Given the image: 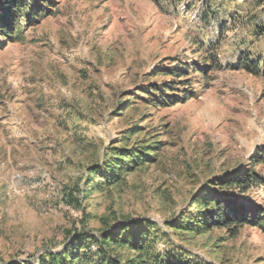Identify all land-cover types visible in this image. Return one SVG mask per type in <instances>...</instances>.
<instances>
[{
	"label": "rangeland",
	"instance_id": "rangeland-1",
	"mask_svg": "<svg viewBox=\"0 0 264 264\" xmlns=\"http://www.w3.org/2000/svg\"><path fill=\"white\" fill-rule=\"evenodd\" d=\"M208 4L210 17L204 0H56L22 42L0 49V264H39L73 239L69 232L98 234L103 220L123 217L153 219L170 235L169 249L183 245L216 264H264L256 227L233 237L216 228L182 243L166 225L264 149V76L218 69L209 89L200 73L181 85L178 94H193L175 106L139 98L170 80L159 74L168 65L196 58L193 39L221 40L223 62L236 64L241 51L264 56V38L253 35L264 2ZM124 136L129 146L163 141L157 159L92 191L99 179L89 180L90 166ZM256 171L264 176V163ZM251 194L264 203L263 190Z\"/></svg>",
	"mask_w": 264,
	"mask_h": 264
},
{
	"label": "trees",
	"instance_id": "trees-1",
	"mask_svg": "<svg viewBox=\"0 0 264 264\" xmlns=\"http://www.w3.org/2000/svg\"><path fill=\"white\" fill-rule=\"evenodd\" d=\"M55 1L0 0V49L22 42L26 29L38 25L41 18L48 17L51 13L49 6ZM208 1L204 0L206 17H210L209 13L212 12ZM259 2L263 3L264 0ZM227 22H220L222 30H225ZM253 35L264 38V23L255 25ZM192 43L196 58L183 65H168L159 74L170 77V80L154 84L152 88H145L142 92L144 94L139 96L140 99L148 100L144 104L162 109L183 103L193 91L185 93L187 88H182L184 94L180 95V86L188 85L198 73L203 75L200 81L202 89L212 87L211 73L218 69L232 68L264 76L262 54L241 51L236 64H233L220 60L221 40L199 42L193 39ZM160 126L163 127L158 125L155 131ZM137 128L139 123L132 126V130ZM132 130L127 133L131 134ZM151 133L147 136L149 139L157 135ZM161 135L165 137L166 130ZM129 141L131 138L124 136L107 150L99 163L90 166L89 180L99 179L90 185L92 191L102 186H111L137 167L154 162L157 159L156 152L161 149L158 144L163 142L149 140L146 143L137 141L131 146L122 145ZM262 163L264 149L257 151L241 169L235 170L229 176L212 180L202 188L188 209L180 212L176 219L167 220L168 228L181 236L182 243H188L194 236L203 235L216 228H225L232 237L245 226L264 231V203L254 200L251 194L254 189L264 191V176L256 171V167ZM111 223L103 220L98 234L79 232L75 235L69 232V238L73 236V239L65 243L61 251L40 255L39 264H216L213 260L200 258L183 245L173 243L170 249L166 247L170 243V235L161 233L151 218L123 217L115 225ZM160 239L166 240L165 250L156 246ZM124 250L129 252L124 253ZM9 264L33 263L13 261Z\"/></svg>",
	"mask_w": 264,
	"mask_h": 264
}]
</instances>
